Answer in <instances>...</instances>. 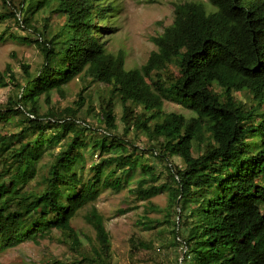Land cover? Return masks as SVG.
I'll use <instances>...</instances> for the list:
<instances>
[{
  "label": "trees",
  "instance_id": "16d2710c",
  "mask_svg": "<svg viewBox=\"0 0 264 264\" xmlns=\"http://www.w3.org/2000/svg\"><path fill=\"white\" fill-rule=\"evenodd\" d=\"M203 1L174 4L158 40L178 58L168 75L126 69L122 51H107L110 0H22L17 10L2 0L0 22L14 20L36 35L43 63L36 72L23 65L21 79L7 69L17 93L0 105V123L18 115L22 126L0 136V252L56 230L84 261L111 264L104 217L95 207L85 214L95 255L84 250L72 219L101 190L121 191L137 173L129 188L136 201L168 193L164 220L172 226L171 246L182 247L179 264H264V0ZM77 77L86 84L76 99L53 105L52 92L63 100L64 86ZM86 79L110 87L98 100L101 132L81 116L93 107ZM247 95L249 103L241 97ZM41 97L49 105L43 114ZM165 103L188 113L166 111ZM131 134L152 145L139 148ZM89 136L99 159L84 179L78 165ZM59 144L40 187L23 191L37 172L33 154ZM148 152L169 162V183H156L159 174L141 162Z\"/></svg>",
  "mask_w": 264,
  "mask_h": 264
},
{
  "label": "rangeland",
  "instance_id": "374dc122",
  "mask_svg": "<svg viewBox=\"0 0 264 264\" xmlns=\"http://www.w3.org/2000/svg\"><path fill=\"white\" fill-rule=\"evenodd\" d=\"M22 0H11V5L16 10ZM112 1V17L110 18L109 31H105L107 51L118 53L122 51L125 56V68H138L146 71H164L165 74L176 73V53L158 42L163 38L165 28L173 20L174 4L185 1L204 2L203 0H110ZM11 8V7H10ZM5 7L0 0V12ZM54 23L58 20L54 19ZM39 27L43 24L37 23ZM36 35L21 28L14 20L0 22V75L3 83H0V105H5L8 98L14 96L17 90L13 89L9 82L8 67L10 72L19 79L23 76V65H28L30 72H36L43 63L41 48L34 42ZM146 74V72H145ZM88 89L86 98L93 101L91 115L85 112L81 116L91 123L96 129L103 128L96 116L99 114L98 100L100 96H107L109 85L103 81L86 79ZM80 77L73 79L64 86V99L60 100L59 94L52 92V104L67 106L71 104L85 85ZM248 103L250 96H241ZM40 113L43 114L49 108L44 97L39 100ZM166 111L179 110L188 113L181 107L171 103H165ZM116 122L121 131V107L115 102ZM20 116L13 115L5 123H0V136L18 133L21 129ZM98 136L99 134L96 133ZM25 138V137H24ZM88 137V145L82 152V163L78 165V171L84 179L91 174L90 166L99 159V151ZM139 148H148L151 142L140 134L134 138L128 137ZM15 143V141H14ZM61 144L46 149L42 154L34 153L33 157L37 165L35 177L27 184L21 185L23 191H31L40 187L43 177L53 157L60 154ZM175 165L181 166L179 158H172ZM141 162L153 167L159 174L156 183H169L170 178L166 166L168 161L153 157L149 152L144 155ZM139 175L136 173L129 185L121 191L101 190L97 200L80 210L72 219L73 228L84 240V250L95 255L96 234L92 226L85 221V214L92 207L104 217L106 230L110 236V252L104 256L110 257L111 264H179L182 259V247H172L173 241L170 226L164 219L167 212L169 196L167 192H160L144 201H136L129 192V188L136 186L134 181ZM173 219L176 215L172 213ZM147 219L155 224V229H150ZM133 243L136 246H133ZM62 261L65 264H92L81 259L79 253L71 250L63 241L58 231L54 230L44 238L35 240L29 238L20 245L0 252V264H55Z\"/></svg>",
  "mask_w": 264,
  "mask_h": 264
}]
</instances>
